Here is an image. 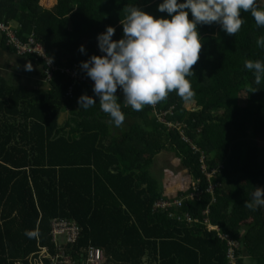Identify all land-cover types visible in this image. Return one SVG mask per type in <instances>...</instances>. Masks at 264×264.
I'll return each instance as SVG.
<instances>
[{"label": "trees", "instance_id": "16d2710c", "mask_svg": "<svg viewBox=\"0 0 264 264\" xmlns=\"http://www.w3.org/2000/svg\"><path fill=\"white\" fill-rule=\"evenodd\" d=\"M161 2L0 0V22L17 24L18 30L12 27L19 40L35 35L61 67L50 91L20 92L0 80V264L25 260L42 247L55 253L56 218L82 228L75 246H63L78 264L91 247L104 249L106 264H264V207L244 206L255 188H264V79L256 84L244 67L245 60H264V47L257 46L264 29L251 14L242 12L235 35L215 23L197 26L202 47L187 77L196 93L191 102L173 91L137 112L123 104L118 89L124 122L132 121L123 133L101 111L93 82L80 67L102 55L97 36L107 27L115 29L114 41L123 38L129 7L170 19L157 11ZM256 4L264 9V0ZM39 63L48 68L44 59ZM74 70L78 78L68 73ZM82 95L96 104L79 107ZM170 110L160 122L157 114ZM65 112L68 119L59 125ZM164 151L175 152L193 177L177 198H165L151 173ZM203 153L209 171H217L213 194L202 171ZM161 199L184 204L155 210ZM207 219L239 244L235 261ZM26 230L39 234L30 239Z\"/></svg>", "mask_w": 264, "mask_h": 264}, {"label": "clouds", "instance_id": "9594fccd", "mask_svg": "<svg viewBox=\"0 0 264 264\" xmlns=\"http://www.w3.org/2000/svg\"><path fill=\"white\" fill-rule=\"evenodd\" d=\"M157 11L169 18H154L138 7H129L123 21V38L114 41L111 26L97 36L102 55L91 56L80 67L93 82L92 91L109 122L120 127L125 113L118 103V89L123 104L134 111L154 106L175 92L184 102H191L196 93L187 77L199 59L202 47L198 25L218 24L228 35H235L244 23L242 12L250 13L258 28L264 29V9L256 0H162ZM191 14V19H189ZM264 47V37L257 40ZM79 51L85 53L83 45ZM244 67L256 84L264 79V60H245ZM26 70H31L27 66ZM93 97L82 95L79 107L94 106ZM245 207H264V188H255ZM38 230H26L28 238H36ZM243 234V233H241Z\"/></svg>", "mask_w": 264, "mask_h": 264}, {"label": "built area", "instance_id": "2783aa9c", "mask_svg": "<svg viewBox=\"0 0 264 264\" xmlns=\"http://www.w3.org/2000/svg\"><path fill=\"white\" fill-rule=\"evenodd\" d=\"M0 34L7 35L9 43L12 45H16L18 48V53L22 55L31 54L37 57H41L46 61L47 69L46 74L49 79H51L54 76V73L58 70L56 67V64L52 61L50 57H48L47 52L45 50L44 45L34 36H32L27 43H24L22 40H19L17 38V35L15 34L12 25L7 24L6 22H0ZM74 72L73 76L78 78L77 70L74 71H68V73ZM80 76V75H79ZM83 79V78H79ZM170 111L167 112H161V114H157V117L160 118L163 122H165V116L168 115ZM169 127H176L174 124H169ZM196 149V147H195ZM201 164H202V171L204 172L205 176L207 177L209 181V187L208 192L213 194L214 190L218 187L217 185L213 184L212 178L216 174V170L209 171L207 165H206V155L203 153L201 158ZM195 189H198V187H195ZM193 195L192 197H194ZM197 196H201L200 194H197ZM215 201V199H214ZM184 202L180 199L171 201L168 199H161L154 204L155 210H165L170 211L173 207H181L183 206ZM209 210L205 211V214H208ZM180 220L181 217H178ZM189 222H191V218L188 219ZM207 226L209 231H217L219 233L220 238L225 240L228 244L229 249V256L232 259V262L236 260L235 256V249L239 248V244L231 239L229 236L223 234L221 232V229L217 225H213L209 222V220H206ZM51 236L53 238V241L57 247V250L55 253H52L48 247H42L40 248L39 252L32 255L30 257V260L27 264H77V260H74V258L71 256V254H67L64 251L63 245L60 244L58 241V238L60 236H65L67 239L68 244L76 245L82 236V228L80 225L70 219H63V218H57L54 219L52 222V231ZM50 260V263H47L46 261ZM104 252L100 248H89L86 252V258L84 260L83 264H104ZM14 264H26L23 261H16Z\"/></svg>", "mask_w": 264, "mask_h": 264}, {"label": "crops", "instance_id": "0c3cea01", "mask_svg": "<svg viewBox=\"0 0 264 264\" xmlns=\"http://www.w3.org/2000/svg\"><path fill=\"white\" fill-rule=\"evenodd\" d=\"M12 26L17 30L19 29V26L17 24H12ZM14 32L16 34V30H14ZM32 36L35 35L30 34L26 37V39L21 40L24 43H27ZM9 46L10 43L8 41V38H5L4 35L0 34V80H3L5 84H7V86L16 88L20 92L52 90L53 86L51 80L46 74L44 65L39 63L40 60L43 61V58L31 54L22 55L17 51L10 49ZM27 66L31 67L30 71L26 70ZM56 67L58 68V70L55 73L61 71V67H59L58 65H56ZM68 116L66 117V120L68 119ZM66 120H63V124L66 122ZM159 120L160 122H163L160 118ZM131 122L132 121H127L126 123L124 122L119 127L120 130H124L123 132L128 131L130 129ZM162 154H160V156L162 155V157H160L159 161L153 166V168L156 169V173L154 175L160 180L162 184L165 198H177L180 193L189 190L193 182V177L188 169H186L185 167L184 169L182 168V161L175 152L164 151ZM60 237L58 238V241L61 245L75 246L72 244H68L67 239L64 241L63 238L66 237ZM87 250L88 249L84 250V260L86 258ZM101 250H103L104 252V264H106L107 257L105 251L104 249ZM30 257L20 261H23L27 264L30 260ZM74 260L77 259L74 258Z\"/></svg>", "mask_w": 264, "mask_h": 264}, {"label": "rangeland", "instance_id": "374dc122", "mask_svg": "<svg viewBox=\"0 0 264 264\" xmlns=\"http://www.w3.org/2000/svg\"><path fill=\"white\" fill-rule=\"evenodd\" d=\"M126 123V122H125ZM128 127V126H127ZM124 130H120V132L119 133H122ZM188 141V140H187ZM163 155V154H162ZM162 155L160 156H158L157 157V160H156V163L159 161V159H160V157H162ZM156 163H154V164H156ZM183 166V165H182ZM183 169H184V166L182 167ZM151 173H152V175L153 176H155L154 174L156 173V169H154V168H152L151 169ZM62 237H65V236H62ZM61 238V237H60ZM63 240L65 241L66 240V238H63ZM249 262H251V261H249Z\"/></svg>", "mask_w": 264, "mask_h": 264}, {"label": "water", "instance_id": "95a60500", "mask_svg": "<svg viewBox=\"0 0 264 264\" xmlns=\"http://www.w3.org/2000/svg\"><path fill=\"white\" fill-rule=\"evenodd\" d=\"M68 116V113H63L59 119V124L62 125L63 124V120H66V117Z\"/></svg>", "mask_w": 264, "mask_h": 264}]
</instances>
